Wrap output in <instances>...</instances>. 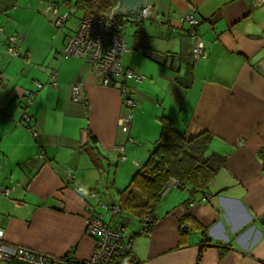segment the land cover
<instances>
[{
    "label": "crops",
    "instance_id": "crops-1",
    "mask_svg": "<svg viewBox=\"0 0 264 264\" xmlns=\"http://www.w3.org/2000/svg\"><path fill=\"white\" fill-rule=\"evenodd\" d=\"M41 2L0 0V186L9 191L0 196L4 240L50 257L88 260L94 249L88 213L111 227L125 222L103 205H117L166 117L186 140L209 134V153L225 162L206 190L210 202L187 187H170L150 235H137L142 224L129 218L122 235L135 264H264V4L147 0L140 17L122 14L130 20L122 65L146 79L126 83L136 103L128 134L135 143L126 145L120 162L114 146L121 139V96L102 87L83 60L63 58L73 25L53 35L38 14ZM183 15H193L196 28ZM192 31L204 42L205 58H193ZM10 36L17 37L18 56L9 59ZM53 70L56 86L49 87ZM76 84L86 97L79 103L71 100ZM25 91L33 94L30 103ZM97 188L100 202L91 196Z\"/></svg>",
    "mask_w": 264,
    "mask_h": 264
},
{
    "label": "built area",
    "instance_id": "built-area-1",
    "mask_svg": "<svg viewBox=\"0 0 264 264\" xmlns=\"http://www.w3.org/2000/svg\"><path fill=\"white\" fill-rule=\"evenodd\" d=\"M257 4H264V0H254ZM44 5V15L54 28L61 30L67 21L76 13V10L70 8L69 11L60 12V7L55 4L41 2ZM113 9L101 17L86 16L81 17L73 32V35L65 38L63 46V58L75 57L87 63L92 73L98 78L100 85L104 88H115L119 92L122 99V112L118 117V130L121 139L114 146L120 162L126 161L125 147L127 144H134L135 141L128 136L133 115L132 112L136 108V103L128 93L126 83L128 81L142 82L146 78L135 71L125 68L122 65L124 55L130 51L125 39L126 24L122 16L113 15ZM146 10H144L145 12ZM143 12V13H144ZM112 16V18H111ZM186 23L191 29L196 28L198 20L193 15H183L180 19ZM194 40L192 55L195 60L206 57L204 50V42L196 35L194 31L190 33ZM6 55L13 58L18 56V40L16 36H10L6 39ZM49 87L56 86L57 71L53 70L48 73ZM38 90L42 89V85L35 82ZM24 97L31 102L30 92L25 91ZM85 93L78 84L71 87V100L79 103L85 100ZM22 122L26 125L29 117L26 113L22 115ZM32 136L36 132L29 129ZM43 159V155L38 157ZM102 174V171H100ZM103 181L98 183L101 185ZM182 187L181 182L175 178H171L161 193V196L170 188ZM78 192H83V188L76 187ZM9 191L0 186V196H7ZM91 196L100 202V189H94ZM213 196L205 193L200 196V201L210 202ZM194 202H190L193 205ZM103 208L113 217L120 218L122 212L115 204L103 205ZM152 223L142 224L141 229L137 231L139 236H148L153 229ZM123 227H111L104 222L102 216L93 212L88 213L86 218V234L94 238V249L91 257L85 261H76L69 258L50 257L35 253L25 247L16 246L7 243L4 240V232L0 229V264H9L11 261H19L27 264H111L116 245L118 241L123 240ZM127 247V242H126Z\"/></svg>",
    "mask_w": 264,
    "mask_h": 264
},
{
    "label": "trees",
    "instance_id": "trees-1",
    "mask_svg": "<svg viewBox=\"0 0 264 264\" xmlns=\"http://www.w3.org/2000/svg\"><path fill=\"white\" fill-rule=\"evenodd\" d=\"M72 2L73 9L80 12L82 17H101L116 5V0H72ZM63 7L70 9L71 0H66ZM184 81L186 79L178 80L180 83ZM159 125L160 133L147 161L132 176L128 185L118 193L117 206L122 212L119 219L125 222L117 227L125 228L129 218L141 224L148 222L154 225L161 193L171 178L181 182L180 189L187 187L193 197L196 195L200 197L207 193L209 184L224 165V156L209 153V144L212 140L209 134L203 133L186 140L174 129L173 121L170 119L161 117ZM92 140L91 137L90 141ZM205 239L204 236V241ZM111 264H135V259L126 247L125 241L117 242Z\"/></svg>",
    "mask_w": 264,
    "mask_h": 264
},
{
    "label": "rangeland",
    "instance_id": "rangeland-1",
    "mask_svg": "<svg viewBox=\"0 0 264 264\" xmlns=\"http://www.w3.org/2000/svg\"><path fill=\"white\" fill-rule=\"evenodd\" d=\"M65 1L66 0H43V3H45L46 5H48V4H55V5H58L59 7H60V12H65V11H67V9H68V11L70 10L69 8H67V9H65L64 7H63V5L65 4ZM73 2H72V0H71V7L70 8H73ZM27 8V7H26ZM31 8H33V6H31ZM45 9V8H44ZM44 9H42V11H40L38 14L42 17L41 19H43V20H45L46 21V23L48 24V25H50V27H52V33H53V35L54 34H59V36H62L63 35V29H64V31L66 30V31H68V27L67 26H72L73 25V32H74V30H75V28H76V26H77V22H78V20L82 17V14L80 13V12H76L68 21H67V25L65 24V27H63L61 30H58V29H56V28H54V26L52 25V24H50L47 20H48V18L47 17H44L45 15H44ZM33 10H34V8H33ZM35 11H37V10H35ZM47 19V20H46ZM122 19H123V21H125V23L126 22H128V21H130L129 20V18H126V17H123L122 16ZM42 20V21H43ZM128 26H130V25H128ZM67 27V28H66ZM127 31H129V29L127 30ZM50 34V31L49 30H45V32H43V36H41V37H43L45 40L47 39V37H48V35ZM126 34V33H125ZM73 35V34H72ZM43 38H42V41H43ZM44 42V41H43ZM36 44H38V42H36ZM133 120V119H132ZM139 143V142H138ZM128 156V155H127ZM129 158V157H128ZM118 164H120V162H118ZM115 165V164H114ZM114 165H113V167H114ZM111 166H112V164H111ZM111 170V168L108 170V172ZM119 188H122V187H119ZM104 213H105V211H103Z\"/></svg>",
    "mask_w": 264,
    "mask_h": 264
},
{
    "label": "water",
    "instance_id": "water-1",
    "mask_svg": "<svg viewBox=\"0 0 264 264\" xmlns=\"http://www.w3.org/2000/svg\"><path fill=\"white\" fill-rule=\"evenodd\" d=\"M147 0H118V6L113 9V15L119 14L122 16L130 15L133 17H140L141 10L146 9ZM111 16V18H112Z\"/></svg>",
    "mask_w": 264,
    "mask_h": 264
}]
</instances>
